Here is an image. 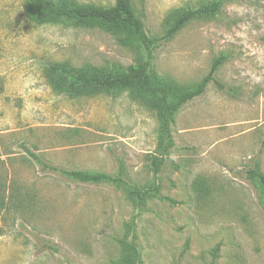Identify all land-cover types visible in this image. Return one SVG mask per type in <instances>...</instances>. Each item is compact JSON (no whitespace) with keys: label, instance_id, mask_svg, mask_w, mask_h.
<instances>
[{"label":"rangeland","instance_id":"374dc122","mask_svg":"<svg viewBox=\"0 0 264 264\" xmlns=\"http://www.w3.org/2000/svg\"><path fill=\"white\" fill-rule=\"evenodd\" d=\"M209 1L132 5L159 36L170 12ZM219 1L214 16L154 47L152 75L183 89L226 57L173 114L154 176L153 105L127 89L65 95L48 70L53 62L126 68L142 50L96 26L38 21L25 0H0V264H123L131 233L141 264H264V199L246 175L255 160L264 173V0ZM22 146L48 164L120 180L71 181L42 170ZM131 186L147 190L140 207Z\"/></svg>","mask_w":264,"mask_h":264},{"label":"trees","instance_id":"16d2710c","mask_svg":"<svg viewBox=\"0 0 264 264\" xmlns=\"http://www.w3.org/2000/svg\"><path fill=\"white\" fill-rule=\"evenodd\" d=\"M27 8L38 21H68L85 27H99L118 36L123 46H136L143 55L135 65L126 68H99L91 65L74 68L65 62H53L48 70L58 80L59 91L68 96H79L96 90L127 89L136 96L149 101L156 109L158 126V156L151 159L153 175L159 171L171 146L169 123L175 111L186 101L201 95L207 83L213 81V73L224 62L225 55L213 58L207 73L192 88H180L166 79L155 78L150 69L154 59V47L162 40L171 38L183 25L192 19L214 16L220 6L219 0H211L196 7H185L172 11L166 18V28L159 36H152L136 14L132 0H115L112 5L79 4L74 0H25ZM24 151L42 170L58 173L74 182L99 183L118 181L103 172L82 169H66L41 160L27 147ZM247 178L255 185L264 199V173L259 160L246 170ZM196 182V180H195ZM131 194L137 207L144 203L147 190L131 186ZM264 203V200H263ZM125 257L123 264H141L139 251L135 245V235L131 233L123 242ZM216 252L217 247H215ZM215 256V254H214Z\"/></svg>","mask_w":264,"mask_h":264}]
</instances>
